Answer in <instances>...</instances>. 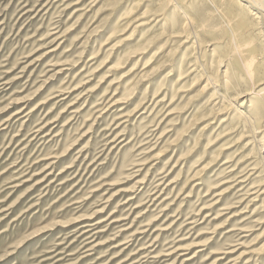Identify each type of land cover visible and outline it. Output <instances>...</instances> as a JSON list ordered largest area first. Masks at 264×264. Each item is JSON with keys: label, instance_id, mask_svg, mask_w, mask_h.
Instances as JSON below:
<instances>
[{"label": "rangeland", "instance_id": "obj_1", "mask_svg": "<svg viewBox=\"0 0 264 264\" xmlns=\"http://www.w3.org/2000/svg\"><path fill=\"white\" fill-rule=\"evenodd\" d=\"M228 1L0 0V264H264V123L234 111L264 25ZM196 60L230 61L225 102Z\"/></svg>", "mask_w": 264, "mask_h": 264}, {"label": "bare ground", "instance_id": "obj_2", "mask_svg": "<svg viewBox=\"0 0 264 264\" xmlns=\"http://www.w3.org/2000/svg\"><path fill=\"white\" fill-rule=\"evenodd\" d=\"M219 2H220V4L222 5V6H227L228 4H229V1L228 0H219ZM253 2V3H252ZM251 2V7H250V5H249V7L248 6H246V9H250V8H254L255 10H256V12H254V10L253 11H251V10H249V11H247V12H250L251 14H249V16L251 15V17L252 16H256L255 17V19H261V20H263V25H264V0H257V1H252ZM250 3V2H249ZM175 4V6H178V8H179V10H180V12H181V14L183 15V17H185L186 19H188V14H187V11L186 10H184V7L183 6H181L180 5V3L177 1V2H175L174 3ZM229 6V5H228ZM189 8V7H188ZM229 9V8H228ZM253 18V17H252ZM254 19V18H253ZM189 21H190V19H188ZM185 22H186V20H184ZM183 21V22H184ZM187 25V22L186 23H184V28H185V26ZM141 26V25H140ZM191 27V26H190ZM194 28V27H193ZM187 29V28H186ZM184 31H185V29H183ZM263 30H264V27H263ZM187 33V32H186ZM192 36H191V35ZM189 35L191 36V38L193 39V44L194 45H199L200 43H199V40H198V31L197 30H193V32L192 33H190ZM200 34V33H199ZM231 38H233V39H235V36L234 35H232L231 36ZM236 43V42H235ZM233 44H234V40H233ZM236 47V46H235ZM235 51H238V49H235ZM234 51V52H235ZM229 57V56H228ZM240 57V56H239ZM198 60H196L195 62L196 63H194V65H193V67H195V68H199L200 69V67H201V69L199 70V72H201L202 73V77L204 78V79H206V82L205 83H207L209 86H211L212 87V89H213V95H211V97H217L216 99H220V98H222V100L224 101V99H225V97H229L228 95H229V91H230V87H232V85H231V82H230V78H229V74H230V72H231V69L233 68L232 67V64H230L229 62H223V61H219V63H217L218 64V66H219V69H220V67H221V69H222V67L223 68H225V70L223 71V81H221V82H219V80L217 79V76H212V75H209V73L207 74V73H205V67H204V65H202V64H200V66L197 64L198 62H197ZM238 61V63L241 65V64H244V60L241 58L240 60H237ZM199 66V67H198ZM194 69V68H193ZM202 69H204V71L202 70ZM190 72H191V70H189ZM221 72H222V70H220ZM245 71L248 73V71L246 70V68H245ZM220 72V73H221ZM181 77V76H180ZM179 77V78H180ZM232 77V76H231ZM233 78V77H232ZM242 78H243V76L241 75V76H239V79H240V81L242 80ZM245 78L247 79V80H253V79H255V78H257L256 77V75H252L250 72L247 74V75H245ZM235 80H236V78H234ZM245 79V80H246ZM249 81V82H250ZM207 84H205V85H207ZM249 84V83H248ZM251 84V83H250ZM240 86V85H239ZM248 86H250V85H248ZM261 86H264V80L263 79H259L258 81L256 80V81H254L253 80V82H252V86H250V89H248V90H251L252 91V95H255V97H258V96H260L259 95V92L261 91V90H259V91H257V89L259 88V87H261ZM209 89V88H208ZM212 91V90H211ZM242 93L243 92H236L235 93V96H234V99H237L238 100V98H240L241 99V95H242ZM245 93V92H244ZM243 93V94H244ZM247 95V94H246ZM243 97V96H242ZM233 99V98H232ZM262 99V98H261ZM229 99L227 98V100L226 101H228ZM255 100V101H254ZM222 101V104L225 102H223ZM221 102V101H220ZM117 103V102H116ZM115 103V104H116ZM217 103V102H216ZM114 105V104H113ZM244 101L243 102H241L240 104H239V106L240 107H244ZM238 108V107H237ZM245 109L248 111L247 113H244L243 112V110H241V109H236L235 108V114H237L240 118H244V121H245V124H247V126H248V129H247V131L249 130V131H253V134H256V133H258V132H255L256 130L258 131V129L257 128H259L260 126V124L262 123H264V101H256V99H253V101L251 102V104L249 105V106H245ZM16 114V113H15ZM18 114V113H17ZM14 115V114H13ZM250 117H251V119H250ZM224 120V119H223ZM224 121H222V123H223ZM259 126V127H258ZM263 128V127H262ZM260 131V130H259ZM262 131V130H261ZM264 131V130H263ZM255 136V135H254ZM257 143H260V144H264V135H261V138H260V140L258 139V141H257ZM260 151H261V153H264V149L262 148V149H260ZM160 156V155H159ZM251 170H257V168L256 167H252L251 168ZM261 173H264V163H263V167H262V170H261ZM245 181V180H244ZM244 181H240V182H238V183H242V182H244ZM254 187H251V190L253 189ZM258 192H259V190H258ZM261 193H263V192H261ZM254 194H255V192H254ZM257 197V196H256ZM255 197V198H256ZM259 197V196H258ZM257 197V198H258ZM254 198V201H257L256 199ZM132 200V198H128L127 199V201L126 202H124V204H127V203H129L130 201ZM218 201V200H217ZM217 201L214 203V205L217 203ZM85 227H88V226H85ZM90 227V226H89ZM90 229V228H89ZM89 229H87L85 232H83V233H89V231H91V230H89ZM92 229V228H91ZM176 251H179V249H176ZM172 252V251H171ZM170 252V253H171ZM173 253H176V252H173ZM172 253V254H173ZM221 253V252H220ZM219 253V254H220ZM230 253H232L231 251H226V252H223L222 253V255L223 254H230ZM172 254H169V256L170 255H172ZM225 257V256H224ZM223 258H219V260H222ZM231 264H234V263H231Z\"/></svg>", "mask_w": 264, "mask_h": 264}]
</instances>
